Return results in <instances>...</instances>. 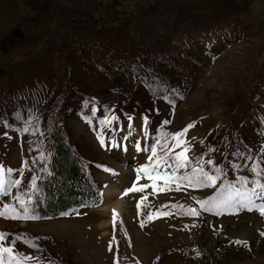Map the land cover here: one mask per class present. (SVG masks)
I'll use <instances>...</instances> for the list:
<instances>
[{
    "label": "rangeland",
    "instance_id": "1",
    "mask_svg": "<svg viewBox=\"0 0 264 264\" xmlns=\"http://www.w3.org/2000/svg\"><path fill=\"white\" fill-rule=\"evenodd\" d=\"M40 1L0 0V264H264V0H119L117 33ZM57 128L102 201L35 219Z\"/></svg>",
    "mask_w": 264,
    "mask_h": 264
},
{
    "label": "trees",
    "instance_id": "2",
    "mask_svg": "<svg viewBox=\"0 0 264 264\" xmlns=\"http://www.w3.org/2000/svg\"><path fill=\"white\" fill-rule=\"evenodd\" d=\"M51 4L55 6L54 10L56 11H62L65 7H77L83 15H75L74 20L84 22L87 26H90V23L94 21L98 28L102 27L100 24L105 22L108 25H116L115 33L118 32L117 27H123L125 19L129 17V15L120 16L118 12L132 11L129 4L119 0H66L57 2L41 0L39 4L33 7L31 18L38 20V16L46 15ZM21 25L22 21H16L13 27L5 33L0 40V53L11 52L18 43L21 35H19L17 28ZM134 26L139 29L137 23H134ZM73 43L75 46H79L78 40L73 41ZM97 47L98 51L108 49L110 57H112V51L115 50L116 44L110 40L107 43H99ZM117 48L125 50L126 47L118 43ZM119 59L114 60L118 61ZM6 71V69L0 70V76ZM29 196L26 212L35 219L56 218L74 208L96 206L102 200L100 191L89 178L81 159L72 150L65 132L61 128L50 131L47 157L37 165V174L30 186Z\"/></svg>",
    "mask_w": 264,
    "mask_h": 264
},
{
    "label": "bare ground",
    "instance_id": "3",
    "mask_svg": "<svg viewBox=\"0 0 264 264\" xmlns=\"http://www.w3.org/2000/svg\"><path fill=\"white\" fill-rule=\"evenodd\" d=\"M121 161L126 160L124 157L120 158ZM103 196L108 198V201H105L101 207H103L105 210H107V213H113L116 210L121 209V199L118 198V193L109 191L108 189L103 191ZM116 197V198H115Z\"/></svg>",
    "mask_w": 264,
    "mask_h": 264
}]
</instances>
